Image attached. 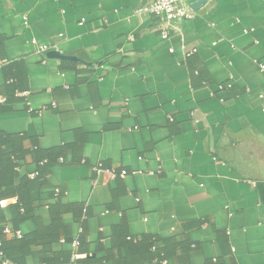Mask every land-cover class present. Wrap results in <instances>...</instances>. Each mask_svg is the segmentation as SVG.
I'll list each match as a JSON object with an SVG mask.
<instances>
[{
    "label": "crops",
    "instance_id": "0c3cea01",
    "mask_svg": "<svg viewBox=\"0 0 264 264\" xmlns=\"http://www.w3.org/2000/svg\"><path fill=\"white\" fill-rule=\"evenodd\" d=\"M191 1L163 39L141 0H0V131L68 207L23 264H264V0Z\"/></svg>",
    "mask_w": 264,
    "mask_h": 264
},
{
    "label": "trees",
    "instance_id": "16d2710c",
    "mask_svg": "<svg viewBox=\"0 0 264 264\" xmlns=\"http://www.w3.org/2000/svg\"><path fill=\"white\" fill-rule=\"evenodd\" d=\"M0 145V199L11 196L17 198L14 204L8 206L10 210L9 218H6L4 208L0 204V250L12 261L23 264L21 258L31 244L44 240L43 244L50 245L53 241L58 240L61 232L65 234V230H63L60 223V217L68 207L60 201L59 192L55 191L54 193L53 191L44 190L47 180L43 168L38 167L32 177L19 172L20 160L26 153L21 136L0 131ZM35 161L39 162L40 157H35ZM3 186H5L4 189H2ZM47 199L49 200L48 207L52 223L45 227L38 221L34 203H42ZM28 219L37 222L36 231L28 235L23 233L22 237H17L15 231L20 229V224ZM6 226L12 228L10 235L4 232ZM8 236L11 237L8 238ZM76 238L79 242L81 235ZM72 240L67 237V241L72 243ZM159 252V249H155L154 252L149 254L148 258L151 259L155 254L160 255ZM93 258L95 257L85 259L90 260ZM81 259L72 261L74 264H78Z\"/></svg>",
    "mask_w": 264,
    "mask_h": 264
},
{
    "label": "built area",
    "instance_id": "2783aa9c",
    "mask_svg": "<svg viewBox=\"0 0 264 264\" xmlns=\"http://www.w3.org/2000/svg\"><path fill=\"white\" fill-rule=\"evenodd\" d=\"M197 2H193L191 0H141V7L139 8L140 13L144 14H153L159 17L161 24V35L163 39H167L170 36V33L176 30L177 25L186 20L192 19L196 15ZM245 32L248 30L245 29ZM45 46L41 48L44 50ZM259 70L264 73V63H258ZM5 98L0 97V102H4ZM47 107H42L38 112L42 114L45 112ZM97 172L106 171L110 176H116L117 172L115 169H105L102 167V164H98L94 167ZM127 170L121 171V176H126ZM34 175V174H32ZM56 192H59V189L56 188ZM5 233L10 235L12 233V228L10 226H6ZM15 235L17 237H22L23 232L18 229L15 231ZM78 239L75 238L73 240V246L78 245ZM79 256L75 254L72 258L73 261H76ZM0 264H17L11 259H9L3 251L0 250ZM152 264H158L157 262H153ZM160 264H168V260H162Z\"/></svg>",
    "mask_w": 264,
    "mask_h": 264
}]
</instances>
